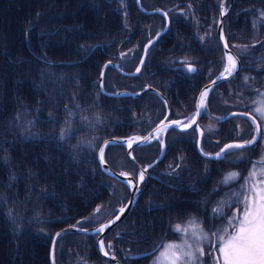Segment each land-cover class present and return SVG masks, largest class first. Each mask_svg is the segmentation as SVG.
Segmentation results:
<instances>
[{
    "label": "trees",
    "instance_id": "obj_1",
    "mask_svg": "<svg viewBox=\"0 0 264 264\" xmlns=\"http://www.w3.org/2000/svg\"><path fill=\"white\" fill-rule=\"evenodd\" d=\"M183 1L201 10L197 24L173 7L175 0H160L159 6L162 3L161 7L170 16L169 29L149 50L139 75L126 76L108 67L104 78L107 91L136 92L152 87L167 96L173 117L194 111L197 91L221 69V46L216 32L220 0H209L210 9L207 0ZM154 5L145 3L147 7ZM236 8L242 10V22L239 26L228 23L225 38L228 42L248 44L243 54L247 61H243L240 73L216 87L206 107L216 117L249 110L245 113L260 120L256 109L264 104V71L261 70L264 68V0H235L234 11ZM164 24L161 15L140 13L135 0H0V264H49L50 245L56 231L66 226L85 228L93 222L101 224L117 212L119 207L111 213L120 200L126 199L127 193L114 189L113 180L102 171L97 157L99 147L111 137L146 134L165 116V105L154 92L136 98L107 97L99 89V75L107 61L117 60L125 52L131 34L129 41L137 44L133 45L131 56L121 55L120 68L125 72L135 71L145 43ZM190 48L208 54L205 61L195 56L198 70L194 81H186L190 87L195 86L191 92L179 82L181 58L194 56ZM252 64H259V71L250 72L248 68ZM230 82L233 84L227 92L228 98L223 97L220 91ZM237 86L242 96L236 94ZM240 98L242 108L238 107ZM238 122L242 123L241 129ZM251 123L240 115L220 123L222 127L212 142L203 138V151L209 152L234 140L246 139L243 142L246 143L253 133ZM165 144L162 159L168 160L169 153H190L197 161L194 168L205 170L194 131L171 129L165 136ZM160 147V142L155 141L135 148V160L131 161L124 146L111 145L104 159L114 170L138 171L139 165H151L158 158ZM252 149L228 154L246 155ZM243 159V167L233 165L230 170H248L244 180L253 170L264 166L262 159L258 164ZM159 167L157 162L151 169L156 171ZM112 190L119 196L117 201ZM195 199L200 204L195 203V213H190L202 216L205 191H198ZM165 209L156 213L163 234L176 222H170ZM96 239L97 235L78 233L62 236L56 245V264H108L97 252ZM146 259L151 260L152 256Z\"/></svg>",
    "mask_w": 264,
    "mask_h": 264
},
{
    "label": "flooded vegetation",
    "instance_id": "obj_2",
    "mask_svg": "<svg viewBox=\"0 0 264 264\" xmlns=\"http://www.w3.org/2000/svg\"><path fill=\"white\" fill-rule=\"evenodd\" d=\"M230 1L231 0L227 1V5L225 7L228 10V13L224 20V32H225V26H227L228 23L231 25L235 24L234 26H239L242 22V15H241L242 10L239 11V8H236V10L234 11L233 9L234 4L232 8H229ZM190 4L191 3L187 1L175 0V3H173V7H178L177 11H179L180 14L191 19L192 22H195L196 19L198 20L197 13L201 10H194L196 14L191 15L190 13L191 8L192 9L194 8L193 5L191 4L192 6L191 7ZM161 6H163L162 3L160 4V9L164 10L165 12H168L165 9H163ZM207 6L210 9L209 0H207ZM208 12L205 11V13ZM167 14L169 15V13ZM144 15L148 16L149 14H144ZM151 15H161V14H151ZM161 16L164 18V21L166 22V18L163 15ZM145 19L146 18L143 19V27H145L146 25ZM170 25H171V20H170ZM131 36L132 34L127 38L128 44L126 43L127 48H125V53H127L126 56H131L133 54V48H134L133 45L137 44L136 41L134 40L129 41L130 40L129 38ZM230 44L231 45H229L228 42L230 48L233 44L242 46V48H237L236 51V55L238 56L240 62V70L238 72L240 73L244 67L243 61H247L243 59L244 58L243 54L245 53L243 49V45H245L246 43L244 41H235V42L231 41ZM150 49L151 47L149 48V50ZM222 53H223L222 58L224 60L223 61V66H224L228 60L223 50ZM193 54L194 56H191V58L188 59V61L191 63L185 66V70H187L190 73L189 81L191 82L194 81V74H196L198 70V67L196 65L198 58L195 56L199 55L200 57H202L201 61H205V59L208 58V54L206 52H204L203 54L202 50L200 52L199 51L193 52ZM148 55L149 54H147L146 58H148ZM248 60L252 61L253 63V58H250ZM190 64H192L193 66H190ZM258 65L259 64L255 66L254 64H252L248 69L252 73L257 72L259 71ZM189 67L194 68L195 70L189 71ZM261 70L264 71V68ZM179 76L183 77L182 74H179ZM232 84L233 83L230 82L223 86L222 90L220 91L221 95L223 94V97L228 98L227 92L231 90ZM185 86H188L190 88L189 90L190 92L191 90L192 91L195 90L194 84L193 87H190V84L185 83L184 87ZM217 86L214 87V91ZM240 86L243 87L242 85ZM202 87L199 89V91H197V96L200 90L202 89ZM238 87L239 86H237L236 89L234 90L237 92L236 94L238 95L241 94L240 96H242L243 93L239 91ZM214 91L212 90V92ZM181 93L187 95L184 91ZM197 96L194 101L195 110L197 106ZM240 99H238L237 102ZM242 102L243 101L241 99L240 104L238 105L239 108L243 107ZM170 110H171L170 112H172V108ZM239 111L242 110L240 109ZM248 111L249 110H246L245 112ZM208 113L210 114V116H208V114L206 116V118L208 119H207V127H206L207 129L204 130L205 131L204 137L207 136L209 142H212L213 138L217 135V130L220 127H222V124L220 123L225 122L227 119L224 121H218V120L213 121V113L210 112ZM170 115L171 116H169L170 117L169 119L172 120L180 118V117H173L172 114ZM202 117L199 121L200 125H202L203 123V122L201 123ZM258 121L260 123V120ZM214 122L218 123L217 124L218 128L216 129H214V127L215 126L217 127V125ZM240 124L242 126V123ZM240 124L237 123L239 129H241ZM152 129L153 127L151 128V130ZM189 131H194V133H196L195 128L189 129ZM262 134H264V123H260V137L258 141H256L252 145L253 147L251 146L253 148L252 149L253 153L251 155L239 154L238 152L234 154H228L227 152H225L224 157L220 160L207 159L206 163L208 164L205 166V170L203 171L194 168L197 165V161H195L193 155L192 157L190 156V153H181V152L172 153V154L169 153L168 160L162 159L165 156L166 144H164L165 149L162 152L163 148H162V143L160 142L161 145L160 153L157 158V159L160 158V160L158 161L160 167L156 171H152V169L150 168L147 170V172L144 173L145 178L141 185V192L136 201L137 203H135L136 206L134 205L133 209L128 213V215L122 221H120L115 227H113L109 231V233L105 235L103 244L105 245L107 252H109L114 256V258L117 261V264H170L169 257L162 255V253L166 251V245L174 244L177 245L178 248L169 250L170 251L169 255L173 251L182 250L184 252L193 253L192 257L184 258L185 260H190L191 264H217L216 257L220 256V253L217 251V249L221 246L218 237L223 236L226 239L227 238L226 233H231L233 231V228L229 225V221L233 219V215L235 214V211L237 209H243L244 204L242 202L237 203V200L238 199L242 200L240 194L245 192V189L242 187V185H246L249 182V179L244 180V173L248 172V170H245L243 168H240L238 170H230V169L233 168V165H238L239 167H243L245 161L243 159L244 157L250 160L249 164L251 162L253 163L256 162V164H258L259 159H264V139L261 138ZM244 140L246 139L234 140V141H244ZM260 141H262V144L259 145ZM216 143H218V141H216ZM224 144L225 143L221 145ZM221 147L217 149H212L209 151L210 153L209 152L208 153L209 154L216 153L219 151V149H221ZM228 157H236L239 160L238 162H229L227 159ZM169 160H172L173 162H169ZM183 160H187V161L183 162ZM126 171L131 173L135 177L136 175H138L137 174L138 171H132V170H126ZM230 172L239 173L238 178H235L231 181V179H229ZM156 176L157 178H155ZM201 181L204 182L203 183L204 186L199 184L201 183ZM113 187L114 189L117 188L119 192L122 193L125 192V195L127 193V197L125 200H120L119 205H117L112 210L111 213H113V211L118 207H120L121 205H125L130 197L127 190L122 188L123 186L114 183ZM201 189L205 191V199H206L204 202L205 212L204 215L195 217L192 216L190 212L193 211L195 213L194 209H196L195 207H197L196 204L197 203L200 204L199 202L196 201L195 195L198 191L200 192ZM112 194H113V198L115 197L114 200L117 201L119 196L118 197L115 196L113 190H112ZM157 203H159L162 206H158ZM186 206H193L194 208L190 211L184 210ZM161 208L167 209V210L165 209L164 211H166L165 214L170 218V222L176 221L173 224V227L170 229V231L166 230V234H163V228H160L158 216H156V213L158 211H161ZM217 208H220L221 211L220 212L214 211V209ZM115 215L116 212L112 215L110 214V216H115ZM167 222L168 221H166L165 224ZM170 222H169V228L172 225V224L170 225ZM177 226H179L180 228L179 231L177 230ZM205 234H207V238H203ZM149 235L150 237L148 238ZM198 244L199 245L202 244L203 246V250H204L203 255L198 256V254L196 253V247L199 246ZM109 245H111L110 248L108 247ZM153 245H155L154 248ZM151 256H152L151 260L146 259L147 257H151ZM108 264H113V263L109 261Z\"/></svg>",
    "mask_w": 264,
    "mask_h": 264
},
{
    "label": "snow or ice",
    "instance_id": "obj_3",
    "mask_svg": "<svg viewBox=\"0 0 264 264\" xmlns=\"http://www.w3.org/2000/svg\"><path fill=\"white\" fill-rule=\"evenodd\" d=\"M166 15V14H165ZM228 61L230 62V67L225 68V72L231 75L232 71L235 68V61L231 56H228ZM195 69L189 68V71H194ZM208 94V90L206 89L200 95V107H204V100ZM257 112L260 113V123H264V108H257ZM199 115V113H197ZM194 123V119L191 121ZM172 123H178L177 121H173ZM252 123L256 124L257 133L260 132V123H257L255 118H252ZM65 133L61 132V138H63ZM261 138L264 139V134L261 135ZM133 139H140L139 137H135ZM145 140L148 137L144 138ZM111 143H115L112 141ZM129 146L132 141L129 140ZM255 143V139H250L246 144H235L229 145V148H245ZM220 154H217V158H219ZM100 158L103 160V150L100 152ZM261 163H264L262 161ZM122 175L127 176V173H123ZM238 173H230L229 179L238 178ZM255 175V170L247 179H252ZM144 172L141 171L138 176V181H143ZM127 183L132 184V181H127ZM260 184L262 186H257ZM245 189V192L240 194L241 199L237 200V203H243V209H237V212L233 215V219L229 221V225L233 228L231 233H226L227 238L225 239L223 236L218 237V240L221 243V246L217 249L220 253V256L216 257L217 264H264V180H261L256 183L242 185ZM99 211V209H97ZM124 209H120L122 213ZM216 212H220L221 209H214ZM119 219V216H117ZM114 222V221H113ZM108 227V225H104L100 228H97V232H103L104 229ZM177 230L180 228L177 226ZM59 236L60 234L57 233ZM203 238H207V234ZM100 246L103 249V241L100 242ZM109 248L111 245L108 246ZM178 246L174 244L166 245V251L162 253L164 256L169 257L170 264H191L190 260H185V257H192V252H184L173 251L169 255L168 250L177 249ZM203 248H198L197 252L200 255H203ZM104 255H109L108 252H105ZM114 258V256H113Z\"/></svg>",
    "mask_w": 264,
    "mask_h": 264
},
{
    "label": "bare ground",
    "instance_id": "obj_4",
    "mask_svg": "<svg viewBox=\"0 0 264 264\" xmlns=\"http://www.w3.org/2000/svg\"><path fill=\"white\" fill-rule=\"evenodd\" d=\"M137 1V8H138V10H139V12L140 13H142V14H149V15H151V14H161V15H163L165 18H166V22H165V26L163 27V29L162 30H160L159 32H157L156 34H155V36L153 37V38H151L146 44H145V46L151 41V40H153L155 37H156V35L157 34H159V33H161L163 30H164V32L163 33H161L160 34V36H159V38L162 36V35H164L165 33H166V30H168L169 29V26H170V19H169V16H168V12H165L164 10H162V9H158V10H146V11H149V12H153V13H146V12H144V11H142L141 10V7L143 8V6L140 4V0H136ZM226 1L227 0H220V4H219V11H220V15H222V8L224 7H226ZM233 4H234V0H231L230 1V5H229V8H232V6H233ZM144 9V8H143ZM162 11V13H160L159 11ZM197 12V11H196ZM199 13V12H198ZM198 13H197V15H198ZM227 13H228V10H227V12H225V17H226V15H227ZM166 14V15H165ZM225 20V19H224ZM158 38V39H159ZM158 39L152 44V45H150V47H152L157 41H158ZM219 42H220V40H219ZM220 46L223 48V45H222V43L220 42ZM145 46H144V48H143V52H142V56H143V54H144V51H145ZM227 46H228V48H229V50L232 52H229V53H227V52H225L224 51V49H223V52H224V54H225V56H226V58H227V60H228V56H231L232 58H233V60L235 61V68H234V70L232 71V73H231V75H229L227 72H225V68L223 67V66H221V69H220V71H219V74L217 75L218 77H228V78H226V79H223L221 82H219L217 85L219 86L222 82H224L225 80H227V79H230V78H232V77H234L238 72H239V70H240V67H239V65H240V62H239V59H238V56L236 55V53H235V51H233V49H231L230 48V46L227 44ZM149 47V48H150ZM149 48H148V51H147V54H148V52H149ZM240 54V53H239ZM142 56H141V58H142ZM141 58H140V60H141ZM146 59V58H145ZM121 60H122V56H119V59H118V61H107L106 63H112V62H118L119 63V68H120V62H121ZM145 62V61H144ZM105 63V64H106ZM104 64V65H105ZM103 65V66H104ZM144 65V64H143ZM103 66H102V68H103ZM138 66V65H137ZM108 67H112V66H108ZM107 67V68H108ZM102 68H101V71H102ZM114 68V67H113ZM190 68V67H189ZM220 68V67H219ZM116 69V68H115ZM121 69V68H120ZM107 70V69H106ZM117 70V69H116ZM117 71H119V70H117ZM218 71V70H217ZM216 71V72H217ZM106 73V72H105ZM100 74H101V72H100ZM99 79H100V76H99ZM216 85V86H217ZM105 89V88H104ZM141 90V89H140ZM101 91V90H100ZM106 91V90H105ZM119 91H123V90H119ZM124 91H128V92H131V93H136V92H139V91H134V92H132V90L131 91H129V90H124ZM213 91H214V89H213ZM107 93H115V92H108V91H106ZM116 92H118V91H116ZM212 92V91H211ZM102 94L103 95H105V96H107V97H111V96H109V95H107V94H105V93H103L102 92ZM199 95V94H198ZM121 97H132V98H136V97H133V96H121ZM198 97V96H197ZM112 98H119V97H112ZM208 101V100H207ZM198 102V101H197ZM199 105H200V103H197V106H196V110L193 112V115H192V117H191V120L188 122V123H186V124H183V120L182 119H177V120H179V121H177L178 123L177 124H175V126H173V125H168L169 123H167L165 126H161V127H159L157 130H155V132H153L152 134V136L150 137V138H153V140L152 139H150V138H148L146 141H148V140H150L149 142H147L146 143V141H145V139H133V138H135V136H139V135H135V136H132V137H130V139H128V140H124L123 141V143L124 144H119V145H124L126 148H127V152L129 151V149H131V147H132V150H131V152L133 151V149L134 148H137V147H144V146H146V145H148L149 143H152L153 141H158V139H157V137H158V135H160V133H163V135H164V139H165V136H166V134H167V132L169 131V130H171V129H178V130H181V131H187V130H189V129H192V128H195L196 129V136H197V142H198V140H199V136L201 135V139H200V141H201V146H202V142H203V138H205L204 137V133H205V131H204V129H203V127L200 125V123H199V121H200V119H201V117L203 116V113H204V107L203 108H201V107H199ZM166 109V108H165ZM197 110H199V111H201L202 112V114H201V116H199V118H198V120H197V124H198V126H197V124H194V123H192L191 121L194 119V121H195V118H196V114H197ZM166 111V110H165ZM242 112H244V111H242ZM172 112H170V114H171ZM171 116V115H170ZM235 116H238V115H234L233 117H235ZM170 118V117H169ZM167 119L166 120V122H173V120L172 119ZM239 118V117H238ZM226 119H228L227 118V116L226 117H222L221 119H219L218 121H224V120H226ZM241 119H243V118H241ZM162 120V119H161ZM172 120V121H171ZM244 122H246V121H244ZM252 122V121H251ZM158 124V123H157ZM157 124L156 125H154L155 127L157 126ZM252 125L253 126H255V124H253L252 123ZM153 126V128H155ZM169 127V128H168ZM200 129H199V128ZM255 128V136L253 137V138H255L256 139V126L254 127ZM200 131H201V134H200ZM150 132V131H149ZM146 133V134H143V135H141V136H144V137H146L148 134H150V133ZM156 133V134H155ZM199 134V135H198ZM260 137V136H259ZM111 138H114V137H111ZM108 139H110V138H108ZM108 139H106V140H108ZM259 139V138H258ZM258 139H257V141H258ZM105 140V141H106ZM129 140H131L132 141V143H131V145L129 146ZM104 141V142H105ZM145 141V142H144ZM103 142V143H104ZM137 142V143H136ZM144 142V143H143ZM231 142H233V141H231ZM239 142H241V143H243L244 141H239ZM256 142V141H255ZM102 143V144H103ZM135 143H136V146H134L135 145ZM143 143V144H142ZM230 143V142H229ZM247 143V142H246ZM139 144H141V145H139ZM228 144V143H227ZM227 144H225L218 152H216V153H213V154H209L208 152H205L206 154H208V155H214V154H218V153H220L222 150H224L222 153H221V158H214V157H212V158H209V157H204V156H202L201 154H199L201 157H203V158H205V159H213V160H220V159H222L223 157H224V154H225V152H235V151H237V150H239L238 148H229V149H225V146L227 145ZM254 144V143H253ZM252 144V145H253ZM111 145H116V144H111ZM111 145H108L107 147H109V146H111ZM252 145H250V146H248V147H251ZM102 146V145H101ZM101 146H100V148H101ZM107 147L105 148V150H104V152H103V161H105V159H104V154H105V151H106V149H107ZM248 147H245V148H248ZM100 148H99V150H100ZM243 149V148H242ZM164 151V150H163ZM172 154V153H171ZM132 156H133V154H132ZM97 157H98V161H99V163H100V166H101V169L103 168L102 167V165H103V162L101 161V159L99 158V151H98V155H97ZM130 158V157H129ZM134 158V157H133ZM132 160H134V159H132ZM160 160V158L159 159H155V161H154V163L156 164L158 161ZM105 163H107L106 161H105ZM107 165L109 166V164L107 163ZM110 167V166H109ZM114 172H116V173H119V174H123V173H127V174H129V175H131V177L134 179V180H132L131 179V181H132V184H129V183H127V179H125V178H121L122 180H120L119 178H117V177H113V176H111V175H108L103 169H102V171L104 172V174H106V175H108V176H110V177H112V178H114V179H116V180H118L119 182H122L123 184H125V186L127 187V189H129V191H130V197H129V200H128V202L125 204V205H121L118 209H117V212H116V215L115 216H110L109 218H107L104 222H107V223H105L104 225H108V226H110V224L112 223V221H114V219H116L117 218V216H121L126 210L124 209L126 206H127V204L130 202V200H131V198H133V194H134V192H138V195H137V199H138V197H139V194H140V192H141V185H142V183H143V181H144V179H143V181L141 182V181H138V178L137 177H134L132 174H130L129 172H127V171H117V170H114L112 167H110ZM140 168V172L143 170V172L145 173V172H147V170L148 169H150V166H147V167H145V168H142V167H139ZM119 177V176H118ZM145 178V177H144ZM155 178H157V176L155 177ZM134 185V186H133ZM139 185V186H138ZM135 203H137L136 201L134 202V204L133 205H135ZM136 206V205H135ZM124 209V211L121 213L120 212V209ZM127 216V215H126ZM126 216H123V217H120L115 223V225L113 226V227H115L120 221H122ZM129 217V216H128ZM104 222H102L101 224H103ZM104 225H102V226H104ZM101 226V227H102ZM73 226H66V227H63V228H61V229H59L58 231H56L55 232V234L56 233H58L59 231L61 232V231H65L66 230V233H64V234H62L61 236H65V235H68V234H70V233H78V234H81V233H79V232H75V231H71V228H72ZM74 227H77V226H74ZM112 227V228H113ZM77 228H79V227H77ZM107 228V227H106ZM105 228V229H106ZM111 228V229H112ZM81 229H85V228H81ZM104 229V230H105ZM110 229V230H111ZM71 231V232H70ZM55 234L53 235V238H52V241H51V245H50V251H49V264H51V251H52V248H53V240H54V236H55ZM84 235H90V236H93V235H97V243H96V248H97V252H98V254L100 255V253H99V251L101 252V249H100V245H99V238L103 235V232H97V233H95V234H84ZM61 237H59L57 240H56V242H55V245H57V242H58V240L60 239ZM103 239H104V236H103ZM104 242V241H103ZM109 253V252H108ZM55 254H56V246H55ZM146 254V253H145ZM150 255V254H149ZM101 256V255H100ZM103 257V256H102ZM103 258H105V257H103ZM106 260H108V261H111L112 263H117V261H116V259L115 258H113V255L112 254H110L109 253V258H105ZM54 261H55V264H56V258L54 259Z\"/></svg>",
    "mask_w": 264,
    "mask_h": 264
},
{
    "label": "water",
    "instance_id": "obj_5",
    "mask_svg": "<svg viewBox=\"0 0 264 264\" xmlns=\"http://www.w3.org/2000/svg\"><path fill=\"white\" fill-rule=\"evenodd\" d=\"M141 10L142 11H144V12H146V13H153V12H149V11H146L145 9H143L142 7H141ZM160 13H162V11L160 10L159 11ZM224 19H225V14H223L222 13V15H220V19H219V23H218V26H217V33H218V37H219V40H220V42L222 43V45H223V49H224V51L225 52H227V53H229V52H231L230 50H229V48H228V46H227V43H226V39H225V33H224ZM167 31V30H166ZM164 32V30L161 32V33H163ZM161 33H159V34H157L156 35V37L153 39V40H151L146 46H145V51H144V54H143V56H142V58H141V60H140V62H139V64H138V66L136 67V69H135V71H133V72H125L124 70H122V69H120L119 68V63L118 62H112V63H106L104 66H103V68H102V71H101V74H100V79H99V89L101 90V92H103V93H105V94H107V95H109V96H111V97H121V96H133V97H139V96H141V95H143V94H145V93H147V92H154V93H156L162 100H163V102L165 103V105H166V107H167V112H166V116L164 117V119L163 120H161L158 124H157V126L155 127V128H153L149 133L150 134H148L146 137H148V138H150L153 134V132H155V130H157L159 127H163V126H165L167 123H169L168 125H173V126H175V124H177V123H171V122H166V120L169 118V115H170V106H169V102H168V100H166L167 98L166 97H164L163 95H162V93L160 92V91H158V90H156V89H154V88H152V87H146V88H144V89H142V90H140L139 92H136V93H131V92H128V91H118V92H115V93H107L106 91H105V89H104V78H105V72H106V69H107V67L108 66H112V67H114V68H116L117 70H119V72L121 73V74H123V75H126V76H136V75H139L140 74V72H141V70H142V67H143V64H144V61H145V58H146V56H147V51H148V48L150 47V45H152L158 38H159V36H160V34ZM232 53V52H231ZM239 67H240V65H239ZM226 78H228V77H218V76H216L214 79H213V81H211V82H209L208 84H206L201 90H200V92H199V95H198V97H197V103H200V95H201V93L202 92H204L206 89L208 90V94H207V96H206V98H205V100H204V104L206 103L207 104V100H208V98H209V95H210V93H211V91L214 89V87L219 83V82H221L223 79H226ZM199 107H200V105H199ZM197 113H199V115H197L196 114V118H195V123L194 124H197V120H198V118H199V116H201V114H202V112L201 111H199V110H197ZM234 115H240V116H243V117H247V118H249L251 121H252V118H255L253 115H251V114H249V113H245V112H232V113H230V114H228L227 115V118L229 119V118H231V117H233ZM256 119V118H255ZM257 120V119H256ZM172 121V120H171ZM174 121V120H173ZM176 121H179V120H176ZM257 123H259V121L257 120ZM197 126H198V124H197ZM255 126H256V124H255ZM169 128V127H168ZM199 128V127H198ZM200 129V128H199ZM156 134V133H155ZM200 134H201V131H200ZM199 135V134H198ZM259 136H260V132L259 133H256V139H255V141H257V139L259 138ZM135 137H139V138H141V139H144L145 137L144 136H141V135H139V136H135ZM128 139H130V137H128V138H121V137H114V138H110V139H108V140H106L103 144H102V146H101V148H100V150H99V158H100V152H101V150H103V152H104V150H105V148L108 146V145H111V144H124L123 143V141L124 140H128ZM200 139H201V135L199 136V140H198V142H197V149H198V152H199V154H201L202 156H204V157H209V158H212V157H214V158H217V154H214V155H208V154H206L204 151H203V149H202V146H201V141H200ZM112 141H115V143H111ZM146 141V140H145ZM144 141V142H145ZM150 140H148V141H146V143L147 142H149ZM143 142V143H144ZM137 143V142H136ZM136 143H135V145L134 146H136ZM142 143V144H143ZM235 144H246V143H241V142H239V141H233V142H230V143H228L226 146H225V149H229V145H235ZM139 145H141V144H139ZM252 145V144H251ZM238 149H242V148H238ZM131 150H132V147H131V149H129V151H128V156L131 158V159H134L133 158V156H132V152H131ZM224 150H222L220 153H218V154H220V156H219V158H221L222 156H221V153L223 152ZM101 159V158H100ZM102 162H103V165H102V169L108 174V175H111V176H113V177H117V178H119L120 180H122L121 178H125V179H127L128 181L130 180L131 181V179L132 180H134L132 177H131V175H129V174H127V176H125V175H122V173L121 174H119V173H116V172H114L108 165H107V163H105V161H103V160H101ZM143 171V170H142ZM119 176V177H118ZM121 177V178H120ZM123 181V180H122ZM134 186V185H133ZM139 186V185H138ZM137 195H138V192H134V194H133V198H131V200H130V202L127 204V206L124 208L126 211L120 216V217H123V216H126V215H128V213L133 209V207H134V202L135 201H137ZM119 217V218H120ZM118 219L116 218V219H114V222L112 221V223L110 224V226H108L104 231H103V235L99 238V242L100 241H102L103 240V236L105 237V235L107 234V233H109V231H110V229L116 224L115 222L117 221ZM105 223H107V222H104L103 224H100V225H98V226H96L95 227V229H93V228H91V230L90 229H81V228H77V227H72L71 228V231H75V232H79V233H81V234H92V233H97V231H96V229L97 228H100L102 225H104ZM70 231V232H71ZM60 235L58 236L57 235V233L55 234V236H54V240H53V248H52V251H51V264H55V261H54V259H55V242H56V240L59 238V237H62L61 235L62 234H64V233H66V230L65 231H59L58 232ZM102 252V251H101ZM100 252V253H101ZM102 254V253H101ZM104 254V253H103ZM102 254V255H103ZM103 257H105V258H109V255H104Z\"/></svg>",
    "mask_w": 264,
    "mask_h": 264
},
{
    "label": "rangeland",
    "instance_id": "obj_6",
    "mask_svg": "<svg viewBox=\"0 0 264 264\" xmlns=\"http://www.w3.org/2000/svg\"><path fill=\"white\" fill-rule=\"evenodd\" d=\"M159 1L160 0H156L155 1V3H154V1L153 2H151V0H145L144 2L142 1V0H140V4L143 6V8L144 9H146V10H158V9H160V6H159ZM228 1V0H227ZM227 1H226V5H227ZM145 3L147 4V5H153V4H155L154 6H153V8L152 7H147V6H145ZM156 3H158V5L156 4ZM161 4V3H160ZM220 4V3H219ZM135 6L137 7L138 5H137V1L135 0ZM190 6H191V4H190ZM189 6V7H190ZM192 7V6H191ZM190 7V8H191ZM148 8V9H147ZM194 10L195 9H192L191 8V11H190V13H191V15L192 14H196L195 12H194ZM225 12H227V9L226 8H222V13L223 14H225ZM131 18V17H130ZM219 19H220V14H219V17H218V20H217V26H218V23H219ZM192 21V20H191ZM197 19L195 20V23L197 24ZM185 22V21H184ZM186 23V22H185ZM187 24V23H186ZM224 29V28H223ZM217 32V31H216ZM199 33H200V31H199ZM217 37H218V33H217ZM218 39H219V37H218ZM226 39V38H225ZM234 42V41H233ZM226 43L228 44V41H226ZM221 45V44H220ZM229 45H231L230 44V42H229ZM246 45H248V44H245V45H243V49H245V46ZM234 47V48H233ZM231 48L235 51V53H236V51H237V48H242V46H239V45H237V44H233L232 46H231ZM119 51H122V49L121 48H119L118 49ZM222 50H223V48L221 47V58H220V61H222V64H221V66H223V53H222ZM118 51V52H119ZM245 51V50H244ZM125 53V52H124ZM124 53H121V54H119V56H121V55H123L124 56ZM127 53H125V55H126ZM142 56V55H141ZM118 59H119V57H118ZM118 59L117 60H114V61H118ZM188 59H189V57H182L181 58V60H183L182 62H181V64H180V74H182V76L183 77H181V80L179 81L180 82V84H182V85H184L185 83H186V81H189V79H190V73L187 71V70H185V66L187 65V64H189V63H191V62H189L188 61ZM139 62H140V60H139ZM139 62H138V64H139ZM51 63H54V62H51ZM236 65V64H235ZM190 66H193L192 64H190ZM224 68H226V67H230V62L229 61H227L226 62V64L223 66ZM113 68V67H112ZM108 69V68H107ZM115 69V68H114ZM174 69V68H173ZM192 69H194V68H192ZM176 70V69H175ZM100 76V75H99ZM137 76V75H136ZM193 77V76H192ZM214 79V78H213ZM213 79H211V81H213ZM228 80V79H227ZM210 81V82H211ZM208 84V83H207ZM105 88V87H104ZM106 90V89H105ZM107 91V90H106ZM109 92V91H108ZM162 93V92H161ZM162 95L164 96V97H166L167 98V96L164 94V93H162ZM162 100V99H161ZM166 100H168V98L166 99ZM162 102H163V100H162ZM168 102H169V100H168ZM164 103V102H163ZM164 105H165V103H164ZM171 104H169V106H170ZM165 116H166V112H167V107H166V105H165ZM172 107H170V109H171ZM258 108H264V104L261 106V107H258ZM194 111H195V106H194ZM193 111V112H194ZM193 112L192 113H190V114H188V115H186V116H183V117H180V119H182L183 120V124H186V123H188L190 120H191V117H192V114H193ZM256 112V111H255ZM259 113V112H258ZM172 114V113H171ZM207 114H208V116H210V114L208 113V111H207V108H206V103L204 104V116H205V120H204V122L202 123V127H203V129L204 130H206L207 128V119L208 118H206V116H207ZM259 115H260V113H259ZM164 116V117H165ZM170 116V115H169ZM73 117V116H72ZM164 117L162 118V120L164 119ZM186 117H188V118H186ZM184 118V119H183ZM222 118V116H219V117H216V116H214L213 115V121H215V120H219V119H221ZM249 119V118H248ZM177 119H174V121H176ZM250 120V119H249ZM161 121V120H160ZM159 121V122H160ZM158 122V123H159ZM214 123H216V122H214ZM239 124L241 123V122H238ZM218 123H216V125H217ZM252 124V123H251ZM253 126V125H252ZM155 127V126H154ZM255 126H253V133H252V135H251V139H253V137L255 136V128H254ZM216 128H218V125H217V127L215 126L214 127V129H216ZM176 130H178V129H176ZM178 131H180V132H188L189 130H187V131H181V130H178ZM136 135V134H135ZM135 135H132V136H135ZM132 136H130V137H132ZM197 137V136H196ZM121 138H128V137H121ZM205 138H207V136H205ZM88 139H90V137L88 138ZM150 139H152L153 140V138H150ZM157 139H158V142H161L162 143V152H163V150L165 149V143H164V135H163V133H160V135H158V137H157ZM105 141V140H104ZM103 141V142H104ZM102 142V143H103ZM153 142H155V141H153ZM229 142H231V141H229ZM229 142H227V143H229ZM227 143H225V144H227ZM93 144L94 143H92V146H93ZM150 144V143H149ZM224 144V145H225ZM102 145V144H101ZM116 145H119V144H116ZM224 145H221L222 147L224 146ZM121 146H124V145H121ZM221 146H219V148L221 147ZM125 147V146H124ZM221 147V148H222ZM100 148V147H99ZM108 148V147H107ZM126 148V147H125ZM137 148H139V147H137ZM252 148V147H251ZM135 149V148H134ZM133 149V150H134ZM126 150H127V148H126ZM198 150V149H197ZM220 150V149H219ZM99 151V150H98ZM127 152V151H126ZM204 152H208V151H205L204 150ZM210 153V152H209ZM253 153V150H250V152H247L246 154H252ZM132 154H133V151H132ZM105 156V155H104ZM127 156H128V152H127ZM129 157V156H128ZM134 157V156H133ZM201 158H203V157H201ZM201 158L199 157V160H200V162L202 163V160H201ZM131 159V158H130ZM132 160V159H131ZM134 160H135V158H134ZM133 160V161H134ZM203 160L205 161V166L208 164V163H206V161H207V159H205V158H203ZM262 160H264V159H262ZM155 161V160H154ZM100 164V163H99ZM155 163L153 162V163H151V165H148V166H150V168L154 165ZM264 165V164H263ZM140 166V165H139ZM101 167V166H100ZM141 167V166H140ZM145 167H147V166H145ZM145 167H143V168H145ZM171 167H173V166H171ZM139 173H140V168H139V170H138V175H136V177L138 178V176H139ZM230 173H233V172H230ZM229 173V174H230ZM255 177L253 178V180L251 181V183H256V182H259V181H261V180H264V166H262V168L260 169V170H257V171H255ZM131 174V173H130ZM108 176V175H107ZM134 176V175H133ZM108 177H110V176H108ZM135 177V176H134ZM113 181L111 182L112 184H114V183H117V184H119V185H121V186H124L123 185V183L122 182H119L118 180H116V179H114V178H112V177H110ZM233 179H235V178H233ZM233 179H231V181L233 180ZM250 183V184H251ZM257 186L259 187V186H262V185H260V184H257ZM125 187V189L127 190V192L129 193V196H130V191H129V189H127L126 188V186H124ZM124 187H122V188H124ZM170 206V205H169ZM194 207L193 206H186L185 208H184V210H188V211H190V210H192ZM195 210V209H194ZM237 212V210L235 211V213ZM79 222H81V220L79 221ZM98 225H100V223H95V222H93V224H89L88 226L86 225L85 226V229H90L91 230V228H93V229H95V227L96 226H98ZM92 234H94V233H92ZM87 236H90V235H87ZM93 236H95V235H93ZM102 241H104V239L102 240ZM101 242V241H100ZM100 242H99V245H100ZM96 243H97V239H96ZM104 245V244H103ZM199 245V244H198ZM203 248V246H202V244L201 245H199V246H197L196 247V253L198 254V256L200 255L199 254V252H197V249L198 248ZM100 249H101V253L103 254V253H105V252H107V249H106V247H105V245H104V247H103V249L101 248V246H100ZM168 252L170 253V251L168 250ZM99 253H100V251H99ZM100 253V255L101 256H104V254L102 255ZM113 264H117V263H113Z\"/></svg>",
    "mask_w": 264,
    "mask_h": 264
}]
</instances>
